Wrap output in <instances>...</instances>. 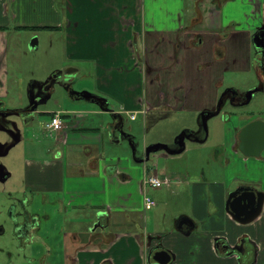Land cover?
Instances as JSON below:
<instances>
[{
    "label": "crops",
    "instance_id": "0c3cea01",
    "mask_svg": "<svg viewBox=\"0 0 264 264\" xmlns=\"http://www.w3.org/2000/svg\"><path fill=\"white\" fill-rule=\"evenodd\" d=\"M194 3L190 15L186 0H0V63L9 30L30 29L64 32L66 60L91 66L69 65L74 69L72 80L80 73L93 79L90 91L70 92V107L40 111L46 98L36 96L29 109L31 115H41L42 123L59 114L63 128L49 132L55 134V143L44 148L46 158L26 162L25 188L57 194L65 212L81 213L70 222L88 225L87 231L63 234L64 264H148L150 244L171 254L168 264H264V200L248 223L226 211L229 194L239 185L264 194V147L260 150L264 140L257 132L263 125H255L244 137L240 134L252 122L264 124V98L261 112L241 110L224 119V135L215 152L221 168H211L201 177L187 174L183 180L152 174L173 194L189 195V213L172 216L166 230L147 232L139 223L143 181L150 174L134 157L131 133L140 115L159 110L157 86L164 78L175 77L174 88L169 82L167 90L160 91L167 109L182 100L181 110L203 112L209 120L225 103L235 109L244 105L234 89L220 96L225 74L254 65L264 85V0ZM173 48L182 64L181 73L171 76L172 69L162 63L175 54ZM188 54L193 55L191 60ZM193 63L196 71L191 70ZM146 65L154 68V81L153 72H145ZM149 78L153 83L148 84ZM6 87L0 64V93ZM260 90L264 92V86ZM45 91L49 100L53 89ZM124 145L133 147V154L124 151ZM113 146L122 152L110 150ZM180 146L184 148L183 140ZM181 148L167 154L183 153ZM242 238L255 245V256L247 242L243 255L227 256L222 244L234 247Z\"/></svg>",
    "mask_w": 264,
    "mask_h": 264
},
{
    "label": "rangeland",
    "instance_id": "374dc122",
    "mask_svg": "<svg viewBox=\"0 0 264 264\" xmlns=\"http://www.w3.org/2000/svg\"><path fill=\"white\" fill-rule=\"evenodd\" d=\"M195 1L197 0H186V9L190 15L195 11ZM65 41L64 32L11 29L8 33L6 54L0 63L7 79L5 92L0 93V167L7 174V179L0 181V264H29V258L34 260L41 253L46 257V264H64L66 255L62 249L63 234L82 229L87 231L88 228V225L70 222L72 218H79L81 213L65 212L57 194H43L36 189L25 188L26 162L46 158L48 152L44 148L55 143V134L43 132L45 122L40 121L41 115H31V98H46V104L39 105V110L56 112L62 107H70V97L73 96L70 92L77 94L83 90L90 91V81L93 83V79L84 78L83 73L71 82L65 81L64 71L70 68L69 65L91 67L87 63L67 61ZM172 51L175 54L172 53L162 63L166 69H172L171 76L173 73H181L179 64L182 60L179 59L176 48ZM188 55L191 60L193 55ZM147 58L149 60L151 56L147 54ZM151 64L150 66H154ZM191 70H197L194 63ZM149 71L153 72L154 81V68L145 67V72ZM174 79L175 77H165L162 85L157 86L158 102L161 104L159 110L140 115L134 123L131 133L135 145L134 157L143 161L142 166L148 169L150 175L156 172L159 177L166 174L182 180L187 174L201 177L203 172L211 168H221V157L216 160L215 152L224 135V119L230 113L241 110L253 111L255 114L261 112L264 92L260 89L264 85L257 78L254 65H250L248 71L225 74L223 84L218 89L220 96L225 90L234 89L237 92V101H243L244 105L235 109L225 103L224 108L216 111L217 115L209 120L203 112L181 110L182 100L178 101L179 104L175 101L177 106L174 105V109L166 108L167 101H161L160 91H166L169 82L174 88ZM147 81L148 84L153 83L150 78ZM51 88L53 92L48 100L49 94L45 90ZM90 118L96 120L95 116ZM119 136L116 134V137ZM180 140L184 141V148H181ZM160 145L165 147L147 153L149 148ZM124 146V151L133 154V147L129 149ZM180 148L185 151L180 154H167V151ZM110 150L115 153L122 152L117 146L110 147ZM189 180L192 181L191 178ZM144 195L155 202V207L151 210H140L139 223L144 231L150 232L158 228L166 230L167 223L171 227L172 216L179 217L180 213H189L190 198L185 192L173 194L166 186L154 189L143 184V197ZM23 212L34 217L40 227L35 232L38 237L27 244L17 239L14 225L10 222L12 214L20 215V221ZM164 218L167 219L165 222L162 221ZM46 244L51 249L47 250Z\"/></svg>",
    "mask_w": 264,
    "mask_h": 264
},
{
    "label": "water",
    "instance_id": "95a60500",
    "mask_svg": "<svg viewBox=\"0 0 264 264\" xmlns=\"http://www.w3.org/2000/svg\"><path fill=\"white\" fill-rule=\"evenodd\" d=\"M34 45V44H33ZM72 71L74 69L69 68L64 71V75L66 76L65 81L71 82L73 77L71 76ZM253 92H250L252 94ZM263 125V128H259L257 132L264 140V124L262 122H252L248 125H246L240 132L241 136L244 137L250 131L255 125ZM243 144L240 145V150L244 151V148L242 147ZM264 147V142L262 146H260V150ZM159 146H155L153 148H149L147 151H154L157 150ZM264 200V194L262 192H258L254 190L253 188L249 187H239L233 192L229 194L228 200L226 202V211L230 216L242 223H248L252 221L254 218L257 217L259 214L262 203ZM253 207H255L253 209ZM250 209V210H248ZM153 260L157 262L158 264H168L170 261V254L166 250H160L156 252L153 256Z\"/></svg>",
    "mask_w": 264,
    "mask_h": 264
},
{
    "label": "flooded vegetation",
    "instance_id": "af4514ba",
    "mask_svg": "<svg viewBox=\"0 0 264 264\" xmlns=\"http://www.w3.org/2000/svg\"><path fill=\"white\" fill-rule=\"evenodd\" d=\"M262 49H263L262 51L264 53V47ZM146 67L149 68V65H146ZM160 99H163V96ZM6 179H7V174H5L4 170L0 167V181H5ZM239 187L252 188L251 186H248V185H239L237 188H239ZM21 205H22V203H21ZM254 208L255 207H253V209ZM23 210H24V207H23ZM248 210H250V209H248ZM10 218H11L10 222L14 225L15 236L17 237V239L20 242L23 241V243L25 242L26 244L31 243L35 238L38 237L37 235H35V232L37 230H39L40 227H39L37 220L34 217H29L26 212L25 213L23 212L20 221H19L20 215L16 216V215L12 214L10 216ZM184 220H185V218H184ZM245 242L249 243L253 247V255L255 256V254H256L255 245L253 243H251L247 238L240 239L238 244H236L234 247H229V246L222 244V243H221L222 244L221 247H223V250L227 256H232L233 254H237V256H241L245 252L244 251ZM159 248H160V245H159ZM159 248L151 246V244H150V249H149V252L147 255V263L148 264H153V262H154L153 256L156 252L160 251ZM36 249H37V247H36ZM34 252H35V249H34ZM254 256H253V258H254ZM32 259L33 258L28 259L29 264H46V261H45L46 257L43 253H41L40 257H36L34 260H32ZM171 259H172V256L170 254V261H171ZM68 264H73V263L70 262Z\"/></svg>",
    "mask_w": 264,
    "mask_h": 264
},
{
    "label": "built area",
    "instance_id": "2783aa9c",
    "mask_svg": "<svg viewBox=\"0 0 264 264\" xmlns=\"http://www.w3.org/2000/svg\"><path fill=\"white\" fill-rule=\"evenodd\" d=\"M131 119H135V115L130 116ZM63 128V122L59 114H54L49 117L48 121L44 124V130L49 132H57ZM144 186H148L154 189L161 188L162 181L158 179L156 175H146L143 181ZM155 206V202L149 197H143V208L148 211Z\"/></svg>",
    "mask_w": 264,
    "mask_h": 264
},
{
    "label": "trees",
    "instance_id": "16d2710c",
    "mask_svg": "<svg viewBox=\"0 0 264 264\" xmlns=\"http://www.w3.org/2000/svg\"><path fill=\"white\" fill-rule=\"evenodd\" d=\"M1 29V28H0Z\"/></svg>",
    "mask_w": 264,
    "mask_h": 264
}]
</instances>
